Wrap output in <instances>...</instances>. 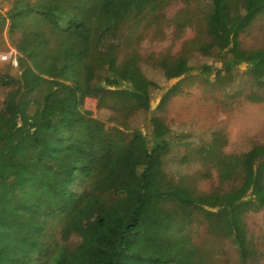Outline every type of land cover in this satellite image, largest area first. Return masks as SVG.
<instances>
[{
  "label": "trees",
  "instance_id": "1",
  "mask_svg": "<svg viewBox=\"0 0 264 264\" xmlns=\"http://www.w3.org/2000/svg\"><path fill=\"white\" fill-rule=\"evenodd\" d=\"M8 1L11 9L0 11V48L8 30L20 74L12 75L10 66L0 71L6 91L0 108V182L7 183L6 190L0 189V264H219L227 243L240 264H257L249 256L253 246L243 245L236 217L264 209V143L248 153L258 162L251 167L250 182L234 192L194 196L184 180L176 182L166 172L177 142L160 118L151 119L152 130L144 135L125 123L123 130L105 129L84 109L87 98L110 92L111 111L127 121L148 113L159 89L144 74L136 51L120 60L101 47L115 25L109 0ZM192 1L206 8L200 17L192 13L188 22L199 19L193 45L201 50L205 38L239 36L264 13V0H240L235 9V0ZM166 2L127 0L123 15L140 17ZM229 12L226 26L223 14ZM187 53L158 59L167 79L193 69ZM214 53L223 69L243 63L228 57L225 48ZM245 62L247 75L264 87V51ZM92 141L102 143L92 150ZM192 151L182 163L194 159L197 150ZM198 157L227 173L234 168L218 143L198 150ZM127 163L131 168H123ZM174 192L180 204L157 199ZM77 216L92 220L88 230L62 241ZM195 228L204 229L203 239L196 238ZM38 247L47 248L42 261L30 255Z\"/></svg>",
  "mask_w": 264,
  "mask_h": 264
},
{
  "label": "rangeland",
  "instance_id": "2",
  "mask_svg": "<svg viewBox=\"0 0 264 264\" xmlns=\"http://www.w3.org/2000/svg\"><path fill=\"white\" fill-rule=\"evenodd\" d=\"M239 3L240 0H235L233 9ZM203 6L192 0H167L164 8H149L140 17L128 19L123 15L127 0H109V11L115 17V25L103 39L101 47L117 53L120 60L136 51L143 59L141 66L144 74L156 82L159 89L153 93L150 111L137 113L127 121L111 111L110 92L98 99L87 98L84 102V109L91 111L94 119L104 123L105 129L123 130L120 124L125 123L130 131L138 129L149 135L151 119L160 118L170 129L172 140L177 142L167 159L166 172L176 182L184 180L190 192L197 197L234 192L245 182H250L251 167H257L258 162H253L248 153L254 146L264 143V87L256 86L247 75L249 64L245 62L255 52L264 51V13L256 17L239 36L230 35L229 38L223 33L216 38H205L202 40L204 50H201L193 45L198 38L199 19L196 18L192 25L188 22L192 13L201 16V12L206 10ZM11 7L8 0H0L2 13H7ZM231 13L223 14L226 26L231 21ZM52 32L46 29V36H52ZM2 38L0 71L10 66V73L19 76V55L12 42L13 37L6 30ZM221 47L229 51L228 57L241 59L243 63L234 70L223 69L222 63L217 62L216 54H210L213 49ZM185 50L193 69L187 74L167 79L158 66V59L162 56L176 57ZM3 56L8 59L2 60ZM204 66L211 67L206 69ZM5 94L6 91L0 87V108ZM50 110L55 111V107ZM101 143L92 141L88 147L93 150ZM211 143H218L227 159L234 164L230 172H225L222 166H206L200 161L201 157L196 158L197 151ZM192 150H197L193 154L194 159L182 163L181 160ZM123 168H131V165L127 163ZM260 182L264 184V171ZM6 188L7 183L0 182V189ZM157 199L171 205L180 204L175 192L167 198ZM236 221L243 245L246 248L253 246L249 256L257 264H264V209L237 213ZM90 223L92 220L89 217H75L65 229L62 241L77 238L78 234L88 230ZM5 231L9 232V229ZM195 231L196 238L203 239L204 229L195 228ZM225 248L227 254L219 264H240L234 246L227 243ZM46 249L33 248L30 255L42 261L47 256Z\"/></svg>",
  "mask_w": 264,
  "mask_h": 264
},
{
  "label": "built area",
  "instance_id": "3",
  "mask_svg": "<svg viewBox=\"0 0 264 264\" xmlns=\"http://www.w3.org/2000/svg\"><path fill=\"white\" fill-rule=\"evenodd\" d=\"M8 59V57L7 56H3L2 57V60H7ZM16 63V62H15Z\"/></svg>",
  "mask_w": 264,
  "mask_h": 264
}]
</instances>
